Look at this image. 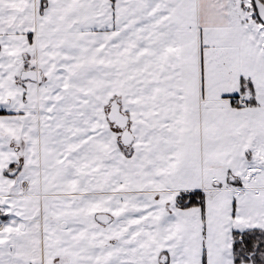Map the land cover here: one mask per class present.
<instances>
[{"label": "snow or ice", "instance_id": "1", "mask_svg": "<svg viewBox=\"0 0 264 264\" xmlns=\"http://www.w3.org/2000/svg\"><path fill=\"white\" fill-rule=\"evenodd\" d=\"M0 264H264V0H0Z\"/></svg>", "mask_w": 264, "mask_h": 264}]
</instances>
